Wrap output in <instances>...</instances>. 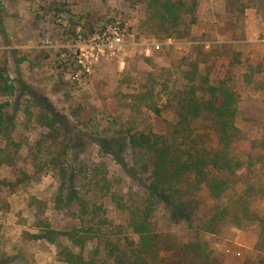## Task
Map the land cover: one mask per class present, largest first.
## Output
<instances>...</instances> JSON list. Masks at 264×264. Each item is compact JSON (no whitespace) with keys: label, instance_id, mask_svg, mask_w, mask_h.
<instances>
[{"label":"rangeland","instance_id":"obj_1","mask_svg":"<svg viewBox=\"0 0 264 264\" xmlns=\"http://www.w3.org/2000/svg\"><path fill=\"white\" fill-rule=\"evenodd\" d=\"M175 1L176 26L151 17L152 0H0V264H67L32 237L46 228L81 238L93 264H114L108 248L136 246L130 217L148 206L153 264H199L183 249L196 242L216 264L264 261V0ZM210 86L236 94L228 153L240 166L211 171L229 183L219 199L190 176L179 186L189 192L150 204L142 165L153 159L130 134L171 137L181 97L207 100ZM177 137L182 148L222 147L210 115Z\"/></svg>","mask_w":264,"mask_h":264},{"label":"trees","instance_id":"obj_2","mask_svg":"<svg viewBox=\"0 0 264 264\" xmlns=\"http://www.w3.org/2000/svg\"><path fill=\"white\" fill-rule=\"evenodd\" d=\"M154 12L151 17L157 19L161 24L178 25L181 19L180 6L175 0H152ZM60 11V9H57ZM79 23V22H78ZM77 22L74 27H79ZM210 98L204 100L196 97L195 92H189L181 97L178 102V122L174 125L173 135L165 138L153 132H134L129 136V143L133 150L139 151L142 156L152 158L151 169L148 160L143 162L144 173L150 172L149 194L152 199L150 204L157 200L171 202L172 198L190 188H180L182 180L193 176L194 187L206 184L210 195L219 199L228 188V180L211 174L212 170L232 174L234 169L240 166L239 162L233 161L229 155V148L237 137L238 129L234 124L237 112V98L234 91L226 87H209ZM217 93L222 96L220 105L215 104ZM4 104L0 102V133L5 132ZM210 115L216 122V132L222 147L219 151L195 149L193 146L182 148L178 142L177 135L190 132L191 122ZM152 208L149 206L143 210L141 215L133 214L130 217L129 226L134 234L138 236V242L129 252L123 251L116 244L108 248L109 257L114 264H153L157 260L156 246L158 234L152 229L149 221ZM225 209H220L212 216V220L223 218ZM34 239H43L56 246L58 255L67 264H93L83 254V243L71 231H60L46 228L42 234H32ZM67 238L74 246L81 245L80 251L76 252L73 246L64 244ZM111 241L107 244L111 245ZM187 254L199 262V264H216L210 251L201 242L185 245ZM157 264H182L180 259L170 261L164 258L156 261ZM155 263V264H156ZM264 264V261L258 262Z\"/></svg>","mask_w":264,"mask_h":264},{"label":"built area","instance_id":"obj_3","mask_svg":"<svg viewBox=\"0 0 264 264\" xmlns=\"http://www.w3.org/2000/svg\"><path fill=\"white\" fill-rule=\"evenodd\" d=\"M121 42V36L119 33H115L114 36H113V39H112V43L115 44V45H118L120 44Z\"/></svg>","mask_w":264,"mask_h":264}]
</instances>
